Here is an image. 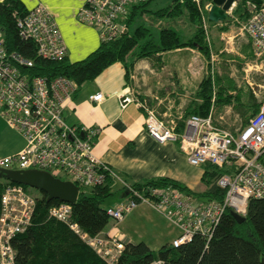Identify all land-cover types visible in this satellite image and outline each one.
Wrapping results in <instances>:
<instances>
[{
  "label": "built area",
  "instance_id": "built-area-1",
  "mask_svg": "<svg viewBox=\"0 0 264 264\" xmlns=\"http://www.w3.org/2000/svg\"><path fill=\"white\" fill-rule=\"evenodd\" d=\"M137 1L84 0L77 17L96 27L101 41L112 40L121 35L124 27L120 20ZM194 1L207 35L210 1ZM236 4L234 0L227 13ZM244 5L249 15L242 30L251 43L255 61L251 66L260 68L264 65V0H245ZM13 16L19 37L32 41L39 57L55 60L66 54L58 25L43 4L38 3L25 14L15 11ZM206 40L209 43L208 37ZM216 60L211 51L206 74L213 82ZM32 65L31 59L6 48L0 28V116L24 138V146L17 153L0 157V168L40 169L56 177L65 174L79 190L102 185L107 178L119 180L111 167L93 154L100 128L72 124L65 119L64 101L71 98L75 83L63 76L49 82L32 76L24 71ZM102 98L101 92L91 96L94 101ZM136 102L144 113V128L153 139L178 143L192 166L211 163L221 169L215 183L225 190L224 197L222 201L203 200L173 186L138 189L123 183L127 198L106 207V214L117 223L138 205L145 204L178 229L177 237L171 241L174 247L190 242L195 235L203 237L207 246L225 208L245 216L250 198H264V100L245 125L233 129L220 124L222 115L214 119L212 109L207 116L191 114L184 118L182 110L158 115L146 99ZM214 121H219V125ZM38 197L21 184L8 182L4 186L0 195V264H16L11 239L31 224ZM71 213L68 202H59L47 210L49 218L67 225L107 263L114 264L125 240L110 231L90 235L72 220ZM151 264H161V260Z\"/></svg>",
  "mask_w": 264,
  "mask_h": 264
},
{
  "label": "trees",
  "instance_id": "trees-1",
  "mask_svg": "<svg viewBox=\"0 0 264 264\" xmlns=\"http://www.w3.org/2000/svg\"><path fill=\"white\" fill-rule=\"evenodd\" d=\"M150 1L139 0L132 4L128 15L120 20L124 27L121 35L101 41L95 50L77 61H69L66 54L55 60L43 59L37 55L32 41L19 37L13 13L25 14L27 11L19 0L0 1V28L4 33L6 48L33 61V65L24 71L32 76L43 77L48 82L58 76L66 77L75 83V90L92 81L114 62H121L128 73L137 59L187 46L196 48L209 59L212 46L206 40L201 14L194 0H167L166 5L154 11L147 8ZM244 4L245 0H237L233 10L241 19L248 17ZM146 12L156 15L154 19L186 15L193 25V32L185 37L173 27L163 24L154 34L143 19ZM247 56L253 61L252 50ZM196 96L200 102L188 105L183 111L184 118L191 114L207 116L211 109L218 117L225 106H231L243 118L242 125H245L260 106L251 90L245 89L244 85H239L226 74L217 75L214 82L209 74H205ZM180 126H183V122ZM261 160L264 163V157ZM202 167L201 182L205 186L202 191H193L183 183L165 176L131 186L138 189L173 186L203 200L222 201L225 190L215 183L221 169L211 163ZM8 182L0 174V195ZM111 186L112 179L107 178L102 185L87 190L80 188L72 204V220L90 235L102 232L108 223L109 216L103 203L112 195ZM59 202L58 199L47 201L46 194L40 191L31 224L11 239L16 264H109L67 225L48 217V208ZM244 218V221L238 222L233 210L225 208L207 246L205 239L198 235L180 246L174 247L170 242L157 250L151 249L144 241H125L124 249L114 264H151L156 260H161V264H264V198H250Z\"/></svg>",
  "mask_w": 264,
  "mask_h": 264
},
{
  "label": "crops",
  "instance_id": "crops-1",
  "mask_svg": "<svg viewBox=\"0 0 264 264\" xmlns=\"http://www.w3.org/2000/svg\"><path fill=\"white\" fill-rule=\"evenodd\" d=\"M19 1L26 10L38 3L49 10L60 30L69 61L85 58L100 45L99 30L79 21L77 17L84 0ZM165 3L167 0H151L147 8L154 11ZM154 17L156 15L152 12L143 15V19L149 21L145 20L146 24L157 31L164 24L185 37L193 32V25L186 15L174 18ZM228 20L230 19L226 17L209 25L212 30V53L216 57L222 56L221 38L231 31ZM247 41L238 47L236 39V47H233L238 49L236 53L243 56L244 61L252 50L248 38ZM207 67L208 59L196 48L188 46L137 59L128 73L121 62H114L92 81L73 91L71 98L64 101V116L69 123L100 128L95 138L93 154L116 173L119 180H112V185L116 182L121 185L143 183L154 177L165 176L183 183L191 190L200 188L203 167L190 165L178 143H159L153 139L144 128V113L136 101L146 99L158 115L184 111L188 105L200 102L196 92ZM97 92L103 95L100 101L91 99ZM227 107L229 106H225L219 115L226 113ZM216 118L214 115V119ZM10 146L0 157L17 153L24 146V138ZM147 209L166 220L148 205L140 204L108 231L118 234L125 241L138 242L137 239H144L143 229L149 226L150 229L158 230L160 227ZM103 231L107 232L105 229Z\"/></svg>",
  "mask_w": 264,
  "mask_h": 264
},
{
  "label": "rangeland",
  "instance_id": "rangeland-1",
  "mask_svg": "<svg viewBox=\"0 0 264 264\" xmlns=\"http://www.w3.org/2000/svg\"><path fill=\"white\" fill-rule=\"evenodd\" d=\"M200 1L202 2V4L207 2L206 0H200ZM166 4L167 3H165L164 5ZM243 7L246 11V14L249 15L248 8L245 5H243ZM233 10L234 8L231 9V11L227 14V18L230 19L228 21L230 23L229 25H230L231 31H229L228 35L221 38L222 39L221 45L223 49L221 53L222 56L216 57L215 55L217 60L214 66L213 80L215 79L217 75L226 74L232 77L233 79H235V81L239 85H242V86L244 85L245 89L251 90L253 95L255 96L256 101L261 103L264 100V65L260 68L252 67L251 63L254 61V59L253 61L250 59H246L244 61V57L243 56L240 57V55L236 53L238 49L235 50L233 48V47H236V42H235L236 39H237V44L239 47L241 44H243V42L246 43L247 38H248L242 30V26L248 17L245 19H241L239 16L233 13ZM207 22L213 23L208 18H207ZM207 22H206L207 35H206V32H205V35L206 37H208L209 43L212 45L211 43L212 42V36H211L212 30L209 27ZM148 26L153 30L154 34H157V30L153 29V27H151L150 25ZM237 32H241L242 34H237ZM209 69L210 68L207 67L206 71L207 70L209 71ZM225 111L226 113L222 115L224 119L220 122L222 126H227L226 128L233 129L243 124V118L233 107L229 106L225 109ZM214 122L217 125H219V121H214ZM18 139L22 140L23 138L17 133L16 130L10 128L6 124V122L0 117V154L10 149L11 148L10 144L16 142ZM61 177L64 179H69V177L65 174H62ZM204 188L205 186L202 183L200 188L195 189V191H202L204 190ZM27 190L31 194L38 195V196L40 195V191L35 188L28 187ZM111 190H112V195L106 198L103 203L105 207H110V206L113 207L117 203L122 202L127 198L126 189L123 188V185H121L119 182L114 183V185L111 186ZM147 212L150 215L154 216V218L157 220V223L160 225V227L158 230H155L153 228L150 229L148 226L147 228L143 229L144 239H137V240L144 241L145 243L149 242L151 248L156 250L163 244L167 242H171L175 237H177L178 229L173 224L169 223L164 216L163 217L166 220L157 216L155 212H153L151 209H147ZM114 224H115V221L109 218L108 223L104 229L108 231L109 228L114 227ZM118 226H120V224H118Z\"/></svg>",
  "mask_w": 264,
  "mask_h": 264
},
{
  "label": "water",
  "instance_id": "water-1",
  "mask_svg": "<svg viewBox=\"0 0 264 264\" xmlns=\"http://www.w3.org/2000/svg\"><path fill=\"white\" fill-rule=\"evenodd\" d=\"M208 1H210V8L207 18L212 22H218L226 19L227 12L234 0ZM254 1L257 3L261 2V0ZM0 174L10 182L44 192L47 201L58 199L61 202H68L72 205L75 203L79 193L78 186L75 183L56 177L45 170L0 168ZM234 217L238 222H242L245 219L244 216H240L235 212Z\"/></svg>",
  "mask_w": 264,
  "mask_h": 264
},
{
  "label": "flooded vegetation",
  "instance_id": "flooded-vegetation-1",
  "mask_svg": "<svg viewBox=\"0 0 264 264\" xmlns=\"http://www.w3.org/2000/svg\"><path fill=\"white\" fill-rule=\"evenodd\" d=\"M228 14V13H227Z\"/></svg>",
  "mask_w": 264,
  "mask_h": 264
}]
</instances>
